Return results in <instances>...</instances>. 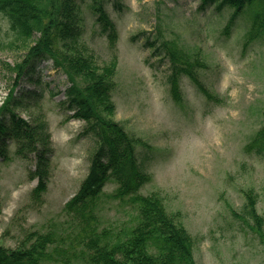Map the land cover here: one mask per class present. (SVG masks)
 <instances>
[{"label": "rangeland", "instance_id": "1", "mask_svg": "<svg viewBox=\"0 0 264 264\" xmlns=\"http://www.w3.org/2000/svg\"><path fill=\"white\" fill-rule=\"evenodd\" d=\"M76 1L86 52L100 66H116L112 118L141 142L139 163L151 175L141 193L159 191L168 210L178 212L194 239L198 264H264V244L243 213L247 193L253 192L264 217V150L250 147L263 122L264 39L246 44L256 5L225 35L228 7L204 9L199 0H104L118 33L112 46L94 1ZM147 36L155 45L169 42L205 62L196 69L200 85L182 76L175 99L169 58L157 56ZM6 42L0 50V107L13 93L19 103L15 113L35 126L38 136H48L50 151L48 185L37 198L32 190L38 179L31 177L35 154H18L10 136L0 142V245L15 248L31 232L52 230L60 241L43 264H88L80 227L64 207L85 179L97 144L84 133L87 122L63 103L69 86L64 71L49 58L20 77L13 68L27 50L20 42ZM116 188L113 179L103 186L100 230L121 231L132 223L129 199L110 196Z\"/></svg>", "mask_w": 264, "mask_h": 264}, {"label": "trees", "instance_id": "2", "mask_svg": "<svg viewBox=\"0 0 264 264\" xmlns=\"http://www.w3.org/2000/svg\"><path fill=\"white\" fill-rule=\"evenodd\" d=\"M93 1L97 20L114 46L118 34L115 22L105 10L104 0ZM199 1L204 9L213 6L218 11L224 7L232 9L223 27L225 35H229L237 20L251 9L248 7L256 5L250 11L246 44L264 39V0ZM79 13L76 0H0V50L7 45V39L9 45L20 42L27 50L23 61L13 70L20 77L26 72L28 75L38 61L51 58L69 79L63 103L74 112L73 117L87 122L84 133L92 135L97 144L90 154L85 179L64 207L80 227L82 254L88 264H198L194 257V239L178 212L168 210L159 191L141 193L143 185L151 180L136 152L141 142L129 135L120 121L112 118L115 106L111 92L115 89L116 66L114 62L100 66L86 52L80 42ZM150 38L147 36L146 42L154 47L153 52L169 58L171 93L175 99H180V78L186 75L198 84L196 69L206 64L198 56L191 57L169 42L158 46ZM200 88L206 92L202 86ZM18 104L10 93L0 107V142L10 136L17 142L18 154H35L36 165L31 177H36L38 183L32 191L34 197L40 198L48 185V136L47 140L38 136L37 128L15 113ZM262 114V127L250 144L259 151L264 150V109ZM110 179L117 183L110 196L120 200L128 198L133 207L132 223L121 231L99 228L97 204L103 186ZM256 204L255 193L248 192L243 213L248 221H253L252 229L264 244V217L257 213ZM60 237L52 230L35 231L15 248L0 245V264H43L57 248Z\"/></svg>", "mask_w": 264, "mask_h": 264}]
</instances>
